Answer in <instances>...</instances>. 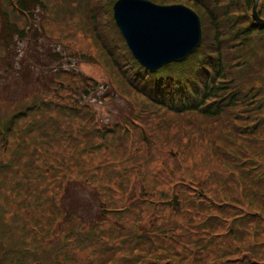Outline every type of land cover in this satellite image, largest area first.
Wrapping results in <instances>:
<instances>
[{"label": "trees", "instance_id": "16d2710c", "mask_svg": "<svg viewBox=\"0 0 264 264\" xmlns=\"http://www.w3.org/2000/svg\"><path fill=\"white\" fill-rule=\"evenodd\" d=\"M115 1L109 0L110 7ZM151 1L182 3L193 9L202 23L201 43L184 61L150 72L133 57L112 17L110 23L133 63L130 71L122 67L125 61L103 43L97 15L89 9L95 40L103 46L116 72L138 100L176 114H199L208 119L228 116L232 121H241V112L246 111L244 117L253 129V140L243 132L245 124L236 128L220 124L222 140L208 138L216 144L208 152L209 161L216 167L199 170L203 176L197 175L175 153L176 167L171 172L170 157H165L160 162V173L169 178V188L162 192L154 189L158 183L148 180L144 168L136 166L143 156L146 166L153 154L137 156L142 148H136L134 142L128 149L134 153V160L127 159L128 155L123 157L132 167L123 174L135 173L134 179L142 185V202L138 203L142 208L137 212L145 215L140 219L130 210L137 205L138 193L125 195L130 181H117L108 169L115 160L89 163L88 167L85 162L73 163L76 152L69 162L62 158L44 160L45 148L59 150L69 141L70 149L79 152L77 156L94 155L108 147L106 137L111 133L94 129L88 110L74 104L61 106L46 94H34L20 109H9L0 116V197L5 198H0V264H139L122 253L117 260L110 259L120 250L114 240H119L121 247L128 241L129 247L124 250L142 254L141 264H264V56L257 54L260 39H264V25L255 22L251 14L242 16L255 0ZM49 10L46 0H0V51L11 49L14 35H26L36 11L42 22ZM257 12L264 19V0L258 1ZM9 14L24 19L25 25L20 28ZM51 81L56 89L57 81ZM9 106L0 99V110ZM55 110L65 119L78 117L70 131L53 117ZM144 126V135L151 132L149 125ZM126 127L129 132L125 134H131L130 126ZM34 131L37 137L32 140ZM125 134L118 138L125 140ZM186 137L189 150H200L196 144H200V138L204 140L203 136L191 130ZM192 163L195 170L197 162ZM72 180L97 193L101 213L85 227L67 218L59 204V194ZM10 212L12 221L6 220ZM145 218L148 222L142 220ZM64 221L66 225H58ZM58 231H63V240L46 254L41 247L47 243L44 239L58 235ZM180 243L184 246L178 249Z\"/></svg>", "mask_w": 264, "mask_h": 264}, {"label": "rangeland", "instance_id": "374dc122", "mask_svg": "<svg viewBox=\"0 0 264 264\" xmlns=\"http://www.w3.org/2000/svg\"><path fill=\"white\" fill-rule=\"evenodd\" d=\"M46 2L49 4L50 10L46 13L45 19L41 22L40 12H38L39 10L36 11L34 23L31 24L26 35L24 37L14 35L10 43L11 49L7 52L0 51V99L8 102L11 106L14 105L13 107L9 106L8 109L2 108L0 116L1 113L9 109H20L25 102L30 101L34 94H46L61 106L74 104L73 106L88 110L90 118L93 120L94 129L98 128L99 132L103 130V133L109 132L111 134L106 137L108 147L101 148L102 150L94 155L91 154L89 157L86 155L77 156L79 155L77 154L78 151L70 149L69 141L66 146H59V150L53 146L45 148L47 150V154L44 156L45 161H52L54 158L61 160L62 158L65 162H69L70 155L76 152L73 163L85 162L86 166L93 162L97 164L102 160L103 162H113L114 160L123 162L117 164L114 161V163H110L108 169L114 172L112 174L116 176L117 181L122 180L125 184L130 181L129 186L126 187L125 191L123 190L125 195L131 196V192L138 193L137 205L130 210L135 211L137 217L140 218L145 215L143 212H137L138 209L142 208L138 205L142 202V199H139L142 194H140L142 185L135 180V173L125 172L123 174L126 169L132 167L128 166L124 159L134 160V153L128 150L131 146L133 147L134 142H136V148H142V150H137V156L140 154L142 158L143 153L150 154V156L153 154V157L148 159L149 163L146 166L143 164V161L146 160L144 156L143 160H138L136 166L143 167V170L147 172L148 180L155 182V184L158 183L154 189L157 192H162L169 188L167 185L169 178H165L163 175L161 177L160 173V162L165 157H170L168 164L170 169L168 171L176 167L173 158L175 153H179L183 164L188 166L189 171L192 170L193 172H191L197 175L203 174L197 172L199 170L205 172L216 167L215 164H212V160L209 161L208 152L213 145L214 147L216 145L211 141L222 140L219 132L220 124L224 123L227 128L243 127L245 124L246 129H243V132H247L249 139L253 140V129L251 124L247 122L248 118L244 117V114H247L246 111L241 112L239 109L241 105L238 106V109L243 118L241 121H232L228 116L208 119L199 114H176L151 103L145 104V101L141 99L138 100L126 84L124 77L116 72L103 46L95 40L89 9H93L97 15L99 21L96 24L101 31L103 43L109 45L111 50L125 61L122 65L123 68L132 70L133 63L129 59L127 49L121 43V39L110 23L113 17V6L110 7L109 0H46ZM182 5L187 6L186 4ZM56 13L57 15H55ZM246 14L252 16V8L251 10H244L242 16ZM9 15L11 21L20 28L25 25L24 19L17 18L13 14ZM260 40L261 46H257V54L264 56V39L261 38ZM55 73H59L58 76ZM243 75L244 73H242ZM88 78L92 81L89 80L90 82H88L86 80ZM53 79L57 81L55 83L56 89L51 87V80ZM84 89L87 90V93L83 91ZM44 97L46 96L44 95ZM55 111L57 114L53 113V117L70 131L78 117L65 119L61 112ZM61 116L63 118H60ZM132 119L135 123L132 122ZM126 124L130 126L131 134H125V132H129V127H126ZM144 124L149 125L151 130L145 135L146 127ZM110 127L111 129H109ZM191 130L196 135L204 137V140L200 138V144H196L200 150L196 147L191 150L188 149L190 144L187 143L186 135L190 134ZM120 134H125L123 137L125 140L127 139L126 142L122 138L121 140L118 138ZM32 137V140L36 139L37 131L32 133ZM142 138L146 141H141ZM208 138H211L210 142ZM28 140L31 139L28 138ZM127 155L129 157H126ZM123 157L126 158L123 159ZM195 161L197 166L194 170L192 162ZM205 177L208 175L205 174ZM176 179L180 180V177L177 175ZM116 193L123 195L120 192ZM59 195L62 198L59 199V204L67 212L66 217L77 220V225L85 227L101 213L96 191L85 186L82 182L69 181ZM0 198L5 201L2 196ZM26 213L29 214L30 212L26 211ZM153 218L156 226L155 214ZM13 219L14 216L11 212L6 215V220L12 221ZM142 220L148 222L147 218ZM60 223L58 222L59 226L66 225L65 221ZM33 227L38 228V225ZM0 232L2 233L1 225ZM32 232L35 233V230ZM62 232L58 231V235L53 234L44 239L47 243L41 247L46 254L59 240H63ZM118 235L121 236L122 234L118 233ZM114 241L116 242L114 245H119L120 250L116 254L110 255V259L117 260L122 253L126 255L128 260L141 264L144 258L142 254L138 253L137 250L133 251V249L124 250L129 247L128 241L123 242V247L119 244V240ZM132 242L136 241L132 240ZM173 245L177 249L175 244ZM182 246L184 244L180 243L178 249H181ZM161 263L164 264L165 262L162 261Z\"/></svg>", "mask_w": 264, "mask_h": 264}, {"label": "water", "instance_id": "95a60500", "mask_svg": "<svg viewBox=\"0 0 264 264\" xmlns=\"http://www.w3.org/2000/svg\"><path fill=\"white\" fill-rule=\"evenodd\" d=\"M252 7V18L260 25L264 19ZM113 18L133 57L146 70L184 61L202 40L199 15L182 4L160 5L149 0H117Z\"/></svg>", "mask_w": 264, "mask_h": 264}]
</instances>
